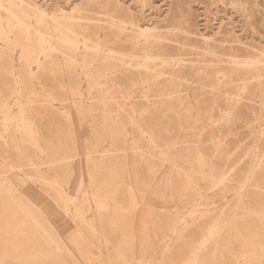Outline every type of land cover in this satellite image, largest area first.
<instances>
[{"label":"rangeland","instance_id":"1","mask_svg":"<svg viewBox=\"0 0 264 264\" xmlns=\"http://www.w3.org/2000/svg\"><path fill=\"white\" fill-rule=\"evenodd\" d=\"M0 264H264V0H0Z\"/></svg>","mask_w":264,"mask_h":264},{"label":"bare ground","instance_id":"2","mask_svg":"<svg viewBox=\"0 0 264 264\" xmlns=\"http://www.w3.org/2000/svg\"><path fill=\"white\" fill-rule=\"evenodd\" d=\"M136 1V0H135ZM150 1V0H149ZM7 12V11H6ZM42 14V13H41ZM61 14V13H60ZM39 15H40V13H39ZM148 15V14H147ZM45 17H47V16H45ZM41 19V18H40ZM44 18L42 17V19L41 20H43ZM40 22V21H39ZM19 24V23H18ZM140 29V28H139ZM142 29V28H141ZM142 32H143V30H141ZM148 32V31H147ZM37 33V32H36ZM263 56V55H262ZM73 63H75V62H73ZM246 63V62H245ZM72 64V63H71ZM46 208V207H45ZM48 210V209H47ZM54 218V217H53ZM76 240V239H75ZM80 243V242H79ZM80 247V246H79Z\"/></svg>","mask_w":264,"mask_h":264}]
</instances>
